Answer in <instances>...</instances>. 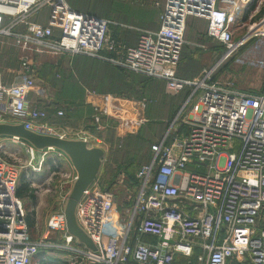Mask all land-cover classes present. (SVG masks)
I'll return each mask as SVG.
<instances>
[{
    "label": "built area",
    "instance_id": "built-area-1",
    "mask_svg": "<svg viewBox=\"0 0 264 264\" xmlns=\"http://www.w3.org/2000/svg\"><path fill=\"white\" fill-rule=\"evenodd\" d=\"M154 1L164 2L160 28L141 31L138 44L129 46L112 35L115 22L78 11L67 0H0V38L14 40L24 51L92 58L162 81L170 94L190 90L166 135L152 145L150 162L135 175L128 216L116 194L98 182L84 191L77 219L96 251L75 246L64 210L49 216L41 239L33 238L16 194L21 168L6 154L3 141L22 144L36 173L43 171L49 154L55 155L61 166L46 180L59 179L66 193L62 200L68 199L77 174L59 171L65 170L67 157L59 150L48 148L39 155L19 138L0 137V264H34L41 247L73 254L77 263L175 264L179 255L188 264L192 258L193 264H264V91H242L215 78L222 62L264 37V14L257 18L264 0H230L228 6L224 0ZM253 3L255 9L249 10ZM44 11L47 22L36 21ZM189 16L206 19L208 37L224 49L195 81L178 76ZM240 29L247 30L236 39ZM20 62L11 83L0 72V122L9 114L13 123L37 133L83 140L108 153L109 145L99 135L48 121L47 109L31 101L32 95L39 101L44 96L36 84V65L29 56ZM117 111L107 104L96 124L101 115L116 118ZM57 116L63 117L64 110ZM58 233L64 234L62 244L47 242ZM146 236L157 241L145 242Z\"/></svg>",
    "mask_w": 264,
    "mask_h": 264
},
{
    "label": "rangeland",
    "instance_id": "rangeland-1",
    "mask_svg": "<svg viewBox=\"0 0 264 264\" xmlns=\"http://www.w3.org/2000/svg\"><path fill=\"white\" fill-rule=\"evenodd\" d=\"M113 2L118 3L117 0H78L77 4L84 9L95 8L96 10L104 12L107 16H114L119 19L124 18L122 16H125L127 11H121L116 6H113ZM260 8L263 9L264 7L261 6ZM149 11L150 10L146 8L142 13H149ZM139 15L140 14H138L135 19H139ZM206 28V23L202 21L196 22V24L194 23L193 29H195V32H189L188 40L190 42H196L197 38H204ZM246 30L247 29L238 30V36H242ZM204 44H206L205 49H196L193 48V46L186 48L184 60L188 61V59H191L192 56L197 57L198 55L199 58L196 59L198 60L200 66L202 68H211L218 62V58L221 56L224 49L223 47L219 48L218 45L217 47L214 46L211 44V42ZM213 48L215 50L219 48V50L215 52ZM23 56H29L36 65V84L37 86L44 87V89L40 87L41 90H44V96L42 99L51 100L62 96L63 93L59 87L65 83L70 84L72 82H77L80 89L74 90V93L78 96L84 92L83 86L91 91H98V89L100 91L104 90L101 86L102 83L96 78L94 79V75L86 76L85 74L80 73L81 70L79 68L80 64L78 60L73 61V66H71L70 59H63L62 57L52 55L51 53L43 50L37 51L33 49L31 51H24L21 48L15 46L11 40L0 38V71L3 72L7 78H12L15 72L20 71V61ZM79 59L81 60V58ZM83 63H85L84 65H87L89 68L97 66L96 64H90L86 61H83ZM62 67L65 69V71L63 72V76L60 77V79L58 78V74H60L62 71ZM74 67L77 71V76L71 78V72ZM215 78L219 82L228 83L235 88L246 92H256L263 89L264 37H257L247 45L240 48L239 51L233 55V57L222 62L217 70ZM125 79L134 84L128 90H126L127 95L139 100L147 98L150 106L161 103V100L163 99V102H165L167 105L170 102H173L176 98L167 94V90H165L163 85L161 86L158 84V86H156L155 82L153 81L152 83H144L146 81H144L142 78L139 76L135 77L130 73L125 77ZM180 105L181 104H176L173 106L172 110L167 112V117H152L153 119H151L150 122H143L141 127H134L132 132H129L120 141H118L119 139L114 136V132L110 131L109 129L108 130L110 132L106 131L104 134L105 138L107 137L106 139L111 141L112 151L103 168V173L101 175V185L108 190H112L116 194L125 212V216L129 215L130 207L126 208L124 202H132L136 195L135 186H132L133 177L136 175L139 169L148 162L152 145L161 136L168 132L170 126L178 116ZM3 142L6 146V154L10 156L12 162L15 163L16 166L21 168V176L25 174L27 180H31V188L37 189L36 201L29 206L31 210L26 209V211L30 210L35 212L36 230L33 236L36 240H39L45 234L46 222L49 216L55 212H60L61 210L65 209L67 199H62L63 197L66 198V193H64L59 186V179L55 178L56 176L46 181L44 179L45 182L42 180L44 182L43 184H41V181L38 179H33L34 176L37 178L41 177L38 173L34 172L29 165V154L22 144L14 143L8 139H5ZM48 159L52 160L51 163L53 164L55 170L58 171L55 166H61V161L58 160L55 155L50 154L46 159V163L48 162ZM35 162L36 161H34L33 164ZM63 163L65 170L59 171L61 173L63 172L64 175L73 173V168L69 163L65 162V159H63ZM51 168L52 165L49 164L46 169ZM53 171H51L49 175H51ZM32 173L34 174L33 176ZM24 201L25 204L28 203V200ZM131 205L132 203H130L128 206ZM57 235L59 237L61 236L59 233ZM56 237V235L49 236L47 242L54 243ZM44 254L50 258V261L48 260L50 264H60L54 261L59 259V257L61 259L67 260V262L62 264H76L74 262L73 254H61L60 252L57 253L56 251L49 250L44 252ZM85 263L90 264L91 262L87 261ZM193 263H196V258H193Z\"/></svg>",
    "mask_w": 264,
    "mask_h": 264
},
{
    "label": "crops",
    "instance_id": "crops-1",
    "mask_svg": "<svg viewBox=\"0 0 264 264\" xmlns=\"http://www.w3.org/2000/svg\"><path fill=\"white\" fill-rule=\"evenodd\" d=\"M117 1L118 3L113 2V6H116L121 11H124V10L127 11V13H125L126 17L122 16L124 18L119 19L114 16H107L106 14H101L95 8L94 9H84L82 7L80 8L79 6L72 4L70 0H67L69 5L78 11L85 12L91 15L104 17V18L110 19L113 22H115V24L112 26L113 36L115 38L120 39L121 41H125L129 46H136L138 44L141 31L143 30L156 31L160 28L161 15L164 10V2H161L160 5H157L154 0H121V1L117 0ZM230 3H231L230 0H224L223 6H228L230 5ZM146 8L150 10L149 13H142L143 10ZM47 13H48L47 11H44L42 16L36 17L38 18V20L36 21L41 22V23H46ZM136 14L137 15L140 14L139 19H135L137 16ZM199 21H202L206 23L207 25V28L205 29V32H206L205 36L204 38H197L196 42H190L188 40V34L189 32H195V29H193V24L194 23L196 24V22H199ZM207 30H208V21L206 19L195 17V16L188 17L187 24H186V32H185L186 44L183 47L181 61L178 67L179 77L195 81V80L200 79L204 75V73L207 71V69L210 68V67L202 68L200 66L198 60L196 59V58H199L198 55L197 57L192 56L191 59L190 58L188 59V61L184 60L185 50L186 48H189L190 46H193V48H196V49H205L206 44L204 43L211 42V44H213L216 47L217 45L219 48L222 47V45L219 42L208 37ZM235 38L237 39L239 38V36L236 35ZM11 42L14 43V40H11ZM219 48L216 50L213 48V50L216 52L219 50ZM62 58L70 59L71 66H73V61L75 60H78L79 62L81 61L79 57L62 56ZM64 71L65 69H63L62 67V71L60 72V74H58V78L63 76ZM1 73L3 76V81L5 83H11L13 81L14 76L12 78H7L3 72ZM71 75H72L71 78H74L77 76V71L75 67L72 70ZM153 82H155L156 86H158V84L161 86L163 85L166 90L164 82L158 81V80H155ZM148 83H152V81ZM78 85L79 84L77 82H72L70 84L65 83V84H62V86L60 85L59 88L61 92L63 93V95L59 96V98L57 99H51V100L41 99L42 101L41 103V101L37 100L38 98L35 95H32L31 101L35 106L41 109L47 108L48 112H50L51 114V117L48 118L49 122L55 123L53 122V119H55L56 122L59 121L58 123L65 127H72L75 129H86L92 133L94 132L88 129V125H90L92 122L94 123L95 117L98 114L100 115L99 110L101 111L102 108H104L107 104L116 105L119 108V111H117L115 114L116 118H109V117L101 115L102 117L101 121L99 124L97 123L96 128H97V133H101V135L103 133L105 134L106 131L114 132L113 134L116 138L119 139L118 141L122 140L129 132H132L134 127L136 128L139 126L141 127L143 122H147V123L150 122L151 119H153L152 117H167V112L171 111L172 107L175 106L176 104H181L180 105V109H181L183 103L186 101L190 93L189 89H185L182 92L177 93V94H170L166 91L167 94H169L171 97H176L173 102H170L169 104L166 105V103L163 102L164 101L163 99L161 100V103L156 104L154 106L153 105L150 106L147 98H143L139 100L130 95L118 94V93L111 92V91H106V92L96 91V90L91 91V90H88V88H86L85 86H83L84 92H82L78 96L74 93V90L80 89ZM39 87H42V86H39ZM42 88L44 89V87ZM263 91H264V88L259 91L251 92V93L257 94V93H262ZM3 101L6 102V100L4 99ZM68 106L70 107L76 106V107L70 108L71 109L70 110L68 109ZM55 108L58 110L59 109L65 110L66 113H68L66 114V116L67 115L69 116L64 117V118L56 117L55 115L56 113L52 111ZM180 109L178 113L180 112ZM181 116H184V112L182 113ZM5 117H7L6 118L7 120H5L4 122L13 123L15 121L14 119H11V116L9 114H7ZM137 121L140 122V125L138 126L136 124ZM165 135L166 134L161 136L155 143L160 142ZM170 140L171 139H168V141ZM109 155H110L109 152L106 153L103 159V164H102L100 173H99L98 183L101 188H102L101 175L103 173V168L109 159ZM151 157H152V154H150V158L148 162H150ZM65 162L69 163L71 167L73 168V173H76V170L72 166L71 161L69 160L68 157L65 158ZM102 189H106V188H102ZM59 235H61L60 236L61 238L58 235H56L57 236L56 239L63 242L64 234H59ZM143 241L151 243V242H156L157 239L146 236L144 237ZM62 242L59 244H62ZM75 246L78 248H82L84 245H81L76 240ZM60 253L63 254L66 252H60ZM177 257H179V255ZM65 262H67V260L65 259H61V261H59L60 264L65 263ZM74 262L76 264H89L85 262L77 263L76 260H74ZM90 264H93V263H90Z\"/></svg>",
    "mask_w": 264,
    "mask_h": 264
},
{
    "label": "water",
    "instance_id": "water-1",
    "mask_svg": "<svg viewBox=\"0 0 264 264\" xmlns=\"http://www.w3.org/2000/svg\"><path fill=\"white\" fill-rule=\"evenodd\" d=\"M0 137H16L32 145L39 155L44 149L52 148L63 152L76 170L77 179L67 199L64 214L67 232L81 245L96 251L93 241L78 223L77 206L84 191L99 181V173L106 152L90 148L83 140L62 139L53 135L40 134L27 129L23 123L0 122ZM162 240V239H161ZM173 244L174 241H169Z\"/></svg>",
    "mask_w": 264,
    "mask_h": 264
},
{
    "label": "trees",
    "instance_id": "trees-1",
    "mask_svg": "<svg viewBox=\"0 0 264 264\" xmlns=\"http://www.w3.org/2000/svg\"><path fill=\"white\" fill-rule=\"evenodd\" d=\"M71 2H72V4L79 6L81 8V6L77 4L78 0H71ZM255 7H256V3H253L249 10H254ZM98 12H100L101 14H105L104 12H102L100 10H98ZM263 14H264V8L260 10L259 14L257 15V18H260ZM36 19L38 20V18H36ZM111 30H112V28H111ZM112 35H113V33H112ZM116 39L120 40L118 38H116ZM78 57L81 58V61L79 62V64H80L79 68L81 70V73L85 74L86 76H93L94 75V79L96 78L97 80H99L102 83L101 86H102V89H104L102 91H111V92H115L118 94L127 95L126 90H128L132 85H134L132 82H129L125 79V77L128 76L129 73L135 77L139 76L144 81H146L144 83H147L150 81H155L154 79H151V78H148L145 76H141V75H136L134 73H131L129 71H126L122 68L113 66V65L106 63V62H103V61H99V60H95V59L87 58V57H81V56H78ZM83 61L89 62L90 64H96L97 66L96 67L93 66V67L89 68L87 65H84L85 63H83ZM16 74H17V72L13 76L15 77ZM36 77H37V74H36ZM98 88H100V87H98ZM98 91H100V90L98 89ZM56 107H58V106H56ZM74 107H76V106H74ZM74 107L68 106V109L74 108ZM45 109H47V108H45ZM52 111H54L56 113L55 114L56 117H58L57 116L58 109L55 108ZM66 114H68V113H66V111L64 110V116L62 118L69 116V115L66 116ZM49 117H51L50 112H49ZM53 122H55V124L61 125L58 123L59 121L56 122L55 119H53ZM96 125L97 124L94 121V123L92 122L90 125H88V129H90L91 131H93L94 133H96L97 135L102 137L107 142V144L109 145V153L111 154V151H112L111 141L109 139H106L107 137L105 138V136L103 135L104 133L102 135H101V133H97ZM109 157H110V155H109ZM51 162H52V160L48 159L47 163H48V165L49 164L52 165L51 169H46L48 165H47V163H45V165H47V166L44 165V167H45V168H43L44 171L41 173H38L41 178H37L36 176H34L33 179L36 178L39 181H41V183H43L44 179L46 180L48 178L50 172L55 170V168ZM45 170H46V173H45ZM33 175L34 174L32 173V176ZM134 181H135V175H134L133 180H132V186H134ZM102 188H104V187L102 186ZM106 190H108V189H106ZM36 193H37V189L31 188V180L28 181L25 174H23L22 176L20 175L18 185H17L16 194L23 201V203L25 202L24 200H28L27 204L24 203V206L26 209H30L29 206L36 201V198H37ZM132 202L131 201H125L124 205L128 206ZM30 210L29 211L27 210V223L29 226V230L33 236V234L36 230L35 229L36 216H35V212H32ZM33 238H34V236H33ZM61 242L62 241H60L58 239L54 240V243H61ZM47 250L56 251L57 253L62 252L61 250H58L56 248L49 249L46 247H41L39 249V253L34 258V264H50V262H49L50 258L45 256V254H44V252H46ZM192 260H193V258H192ZM54 261L59 263V261H61V258L59 257V259L54 260ZM175 264H188V260L186 258H184L183 256H179L176 258ZM192 264H193V261H192Z\"/></svg>",
    "mask_w": 264,
    "mask_h": 264
}]
</instances>
